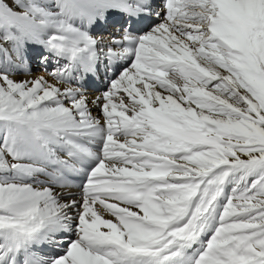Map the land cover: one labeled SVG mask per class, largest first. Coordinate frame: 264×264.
<instances>
[{
	"label": "snow or ice",
	"instance_id": "obj_1",
	"mask_svg": "<svg viewBox=\"0 0 264 264\" xmlns=\"http://www.w3.org/2000/svg\"><path fill=\"white\" fill-rule=\"evenodd\" d=\"M0 264H264V0H0Z\"/></svg>",
	"mask_w": 264,
	"mask_h": 264
},
{
	"label": "bare ground",
	"instance_id": "obj_2",
	"mask_svg": "<svg viewBox=\"0 0 264 264\" xmlns=\"http://www.w3.org/2000/svg\"><path fill=\"white\" fill-rule=\"evenodd\" d=\"M156 3L159 4L161 3V0H156ZM124 17H121L118 14H114L111 18L108 24L106 25H100L96 29V34L101 35L105 38V40H108L111 38L112 35H118L119 34V29H120V23ZM33 63V61H32ZM37 62H35L32 67H33V72L34 74H38L41 72L40 65L37 66ZM106 86V82L103 80H95V81H89V91L90 94L95 95L97 94V90H103L104 87ZM68 191V190H66ZM71 191H76L75 189H71Z\"/></svg>",
	"mask_w": 264,
	"mask_h": 264
},
{
	"label": "rangeland",
	"instance_id": "obj_3",
	"mask_svg": "<svg viewBox=\"0 0 264 264\" xmlns=\"http://www.w3.org/2000/svg\"><path fill=\"white\" fill-rule=\"evenodd\" d=\"M35 62H36V60H35V58H33V63H32V65H33ZM37 66H39V64H37Z\"/></svg>",
	"mask_w": 264,
	"mask_h": 264
}]
</instances>
